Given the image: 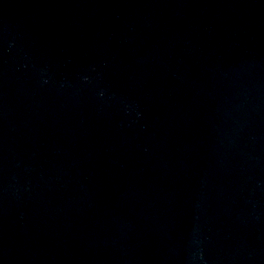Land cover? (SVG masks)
<instances>
[{"label": "water", "instance_id": "water-1", "mask_svg": "<svg viewBox=\"0 0 264 264\" xmlns=\"http://www.w3.org/2000/svg\"><path fill=\"white\" fill-rule=\"evenodd\" d=\"M0 264H264V0H0Z\"/></svg>", "mask_w": 264, "mask_h": 264}]
</instances>
